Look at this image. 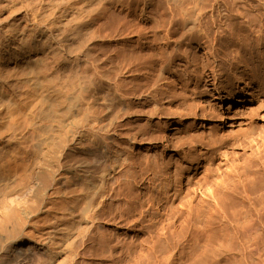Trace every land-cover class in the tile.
<instances>
[{
  "label": "bare ground",
  "instance_id": "bare-ground-1",
  "mask_svg": "<svg viewBox=\"0 0 264 264\" xmlns=\"http://www.w3.org/2000/svg\"><path fill=\"white\" fill-rule=\"evenodd\" d=\"M263 47L264 0H0V264H264V193L240 209L217 190L182 221L172 207L145 260L123 233L146 205L130 193L172 64L199 62L233 108L256 97L241 85Z\"/></svg>",
  "mask_w": 264,
  "mask_h": 264
},
{
  "label": "rangeland",
  "instance_id": "rangeland-1",
  "mask_svg": "<svg viewBox=\"0 0 264 264\" xmlns=\"http://www.w3.org/2000/svg\"><path fill=\"white\" fill-rule=\"evenodd\" d=\"M256 43L248 42L246 50L250 51ZM204 54V50L199 52L201 57ZM254 59L256 70H253V78L244 82L241 87L246 89V83H249L251 89L248 90L255 93L256 97L245 95L241 99L243 102L233 105V108H230L231 103L226 98V83L223 85L218 80H197L202 70L192 65L199 62L186 64L175 61L171 66L173 73L166 75L167 79L160 80L159 85L163 88L160 87L159 97L157 96L160 111L155 120L157 152L153 161L143 159L142 168L139 167L136 171L144 177V181L130 193L133 204L144 201L146 205L142 218L123 232L127 235L129 245L135 243L139 236L144 237L145 241L139 249L143 260L152 256L155 241L172 226L173 219L170 218V213L167 214L172 207L182 221L188 216L184 211L187 205L207 206V200L211 202L207 201V204H211L212 209L215 208L214 205H219L209 196L217 190H221L217 196L221 204H235L240 209L248 207L251 202L257 204L264 193V64L258 57ZM227 67L229 66H225V79L233 76ZM142 121L141 118H136L134 127L146 129ZM251 131L253 134L256 132L253 135ZM137 151L144 155L150 152L147 144ZM198 166L203 168L196 176ZM178 170L182 174L175 182L174 175ZM190 176L195 177L191 178V183L188 181ZM228 186L233 194L231 201L222 196ZM237 190L240 192H236ZM174 194L178 198L169 201L168 197L173 198ZM204 196L210 198L206 199ZM211 214V211H207L205 215L208 217Z\"/></svg>",
  "mask_w": 264,
  "mask_h": 264
}]
</instances>
